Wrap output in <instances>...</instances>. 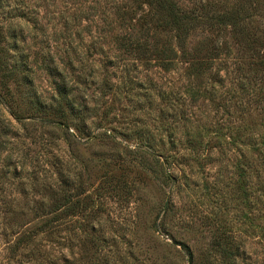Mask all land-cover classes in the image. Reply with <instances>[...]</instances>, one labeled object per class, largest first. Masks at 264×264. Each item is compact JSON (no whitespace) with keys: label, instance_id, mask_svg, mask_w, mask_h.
<instances>
[{"label":"rangeland","instance_id":"obj_1","mask_svg":"<svg viewBox=\"0 0 264 264\" xmlns=\"http://www.w3.org/2000/svg\"><path fill=\"white\" fill-rule=\"evenodd\" d=\"M140 2L0 0V25L17 37L9 40L31 83H10L14 109L35 115L29 89L58 105L68 81L82 108L49 133L32 119L23 128L0 105V264H210L211 254L217 264H264V173L253 151L264 116L240 101L241 48L230 28L196 29L192 54L206 38L224 45L210 70L194 71L178 49L172 68L147 66L123 48L138 37L143 11L126 13ZM255 27L264 31V12ZM52 187L80 208L64 207L47 235ZM228 236L240 247L235 263L214 249Z\"/></svg>","mask_w":264,"mask_h":264},{"label":"trees","instance_id":"obj_2","mask_svg":"<svg viewBox=\"0 0 264 264\" xmlns=\"http://www.w3.org/2000/svg\"><path fill=\"white\" fill-rule=\"evenodd\" d=\"M144 6H147L148 10H144ZM134 9L143 11L140 16L142 22L137 31L138 37L132 36L127 39L128 42L123 44V48L134 59L136 58L137 61L143 62L147 66L151 63L150 61H155L161 63L165 69H170L174 66L179 50L183 59L190 64L191 69L201 73L206 72L212 68L213 61L220 55V47L224 45L219 41L206 38L199 43L192 54L188 48V41L192 33L196 29L210 32L230 28L242 52L237 85L241 90L240 101L244 105H255L256 110L261 111L264 116V31L255 27L257 19L262 17L264 12V0H236L231 4L199 0L193 8L183 6L177 0H144V2L135 4L134 7L128 9L126 16L130 20L135 17ZM5 28L0 25V105L23 128H25V121L32 119L37 125L47 129L49 133H55L54 129L59 130V128L65 127V111L69 110L72 115H79L80 109L82 110L75 106L74 98L71 95L72 89L69 88L70 81L63 86L58 85L57 98H54L59 100L58 105L46 104L29 87L26 95L29 96V102L35 104V115L26 117L21 114L22 112L16 111L14 109L16 102L10 91V83L14 82L15 85L21 83L22 86H30L31 83H29L26 74L27 62L20 64L16 57L17 47L14 44L17 43V37L15 38V35H12L9 30V36H14L15 42L12 44ZM151 32L160 34L157 37L153 36L154 44L149 43ZM49 72L50 75L56 76L62 74L54 62L53 66L49 68ZM129 83L142 86L141 83H135L133 80H129ZM243 104L241 106H244ZM83 109L90 110L87 105ZM85 120L82 119V124H86ZM8 131H11V128ZM3 136H6V133H3ZM253 151L260 172L264 173V137L257 138L253 144ZM245 176L246 173L242 170L241 179ZM48 193L50 201L45 204V211L50 218L45 221V233L54 235L57 225L62 221L64 207H67L72 214L80 206L74 204L72 199L62 197L58 189L52 187ZM37 236V233L24 235L18 240V247L23 243L26 247ZM183 248L189 261L193 263L194 256L191 248L186 244H183ZM233 248H236L237 252ZM214 249L221 258L232 263L236 262L240 251V247L236 246L232 236L224 238L223 242L215 241ZM211 257L215 259V262L211 261L210 264H217L216 255L211 254Z\"/></svg>","mask_w":264,"mask_h":264}]
</instances>
